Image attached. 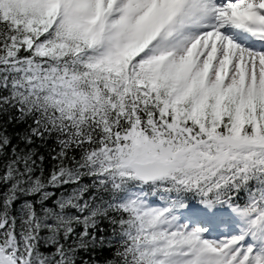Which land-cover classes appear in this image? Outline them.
Instances as JSON below:
<instances>
[{
	"label": "snow or ice",
	"instance_id": "6c2138e0",
	"mask_svg": "<svg viewBox=\"0 0 264 264\" xmlns=\"http://www.w3.org/2000/svg\"><path fill=\"white\" fill-rule=\"evenodd\" d=\"M0 264H264V0H0Z\"/></svg>",
	"mask_w": 264,
	"mask_h": 264
}]
</instances>
